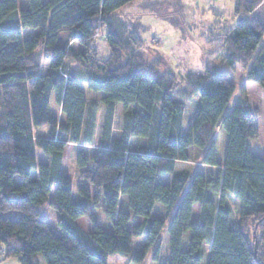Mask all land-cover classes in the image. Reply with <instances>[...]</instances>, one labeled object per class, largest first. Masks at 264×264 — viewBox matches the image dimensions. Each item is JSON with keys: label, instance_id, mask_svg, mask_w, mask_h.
<instances>
[{"label": "trees", "instance_id": "obj_1", "mask_svg": "<svg viewBox=\"0 0 264 264\" xmlns=\"http://www.w3.org/2000/svg\"><path fill=\"white\" fill-rule=\"evenodd\" d=\"M134 1L0 0V261L108 264L121 255L142 264L155 248L147 264H160L167 228L168 264H264V160L247 149L259 138L258 115L240 106L228 112L238 67L264 98V15L256 13L264 0H236V21L211 26L218 54L182 88L136 54L141 32L115 15ZM103 31L109 57L100 60L94 44ZM65 34L80 52L60 44ZM174 96L197 98L196 113L186 115ZM133 139L146 148L131 151ZM69 143L77 145L76 203L61 170ZM194 148L204 151L198 167ZM230 196L241 206L236 223ZM122 197L129 211L120 209ZM157 204L163 215L152 217ZM46 206L57 212L61 235ZM98 211L112 232L98 225ZM10 212L21 216L4 217ZM82 218L91 231L78 226ZM133 218L142 222L129 228Z\"/></svg>", "mask_w": 264, "mask_h": 264}, {"label": "rangeland", "instance_id": "obj_2", "mask_svg": "<svg viewBox=\"0 0 264 264\" xmlns=\"http://www.w3.org/2000/svg\"><path fill=\"white\" fill-rule=\"evenodd\" d=\"M236 0H135L124 8L115 13L123 22L129 26L135 33L141 32L140 37L143 46L136 54L144 57L151 69H155L158 74L171 73L175 76L179 88L185 83L188 74H201L212 64L219 51L218 43L209 44L212 39L210 32L213 24L220 23L221 26H231L236 20L234 19ZM263 7L256 11L257 15H264ZM234 19V20H233ZM224 24V25H223ZM218 27V26H217ZM140 28V29H139ZM139 29V30H138ZM99 34L94 44L97 57L105 60L109 57V49ZM68 42L69 47L77 52L82 48L75 43L69 42L68 34L61 37L60 44ZM214 45V46H213ZM209 50V51H208ZM35 59L40 66L41 73H45L48 69V63L43 51L40 49L35 52ZM68 65L71 69L81 68L78 61L70 60ZM153 72V71H152ZM229 79L235 87L234 96L230 102L228 112L234 107L240 106L250 108L253 112H257L259 127V138L256 140H248L247 149L251 155L264 160V98L260 87L252 82L246 81V73L239 67L236 69L234 77ZM176 101L185 105L186 115L193 116L198 107L197 98L186 100L179 96H174ZM115 130L116 134L120 133V127ZM100 131V130H99ZM98 131V134H99ZM146 148V141L142 139H133L131 151H143ZM77 145L69 143L66 145L63 156L62 172L66 173L73 187V201L79 200L77 187L80 185L79 171L76 167ZM204 151L191 149L190 156L195 167L200 165ZM38 161L47 162L48 159L38 150ZM171 176H159L160 180H169ZM18 182L22 177L17 178ZM126 199L122 197L120 209L129 211L126 206ZM228 206L232 211V222L236 223L241 209L240 203L233 197H228ZM44 213L50 223V228L58 235L61 230L57 225V212L50 206H46ZM199 206H195L192 220L198 219ZM163 215V210L157 204L152 217ZM21 214L19 212H10L4 214V217L18 220ZM98 225L106 232H112L113 227L111 221L100 211L97 212ZM142 222L141 218H133L128 224L129 228ZM78 226L85 232L92 230L93 225L87 218L77 221ZM157 246V245H156ZM158 246L160 248V264H168L169 259V240L167 228H165L160 236ZM146 257L142 264H147L153 251ZM39 264H44L39 256ZM0 264H21L16 258H7L0 261ZM108 264H134L129 257L116 255L109 258Z\"/></svg>", "mask_w": 264, "mask_h": 264}]
</instances>
